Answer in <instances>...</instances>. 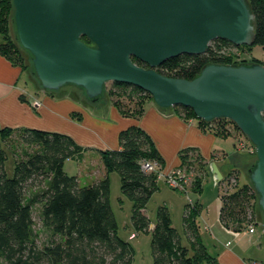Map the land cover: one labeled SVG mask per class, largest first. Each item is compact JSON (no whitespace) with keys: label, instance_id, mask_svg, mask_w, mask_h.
<instances>
[{"label":"trees","instance_id":"1","mask_svg":"<svg viewBox=\"0 0 264 264\" xmlns=\"http://www.w3.org/2000/svg\"><path fill=\"white\" fill-rule=\"evenodd\" d=\"M246 1L254 15L252 45L236 46L227 40L215 39L205 53L170 58L156 70L169 77L191 79L207 63L264 64L254 57L236 63L226 55L241 48L250 52L254 45L264 48V0ZM12 11L11 0H0V35L3 36L0 55L13 65L19 61L26 67L31 65L29 56L11 33ZM83 40L87 42L86 38ZM133 61L139 66L144 64L134 58ZM112 84L117 91L149 94L131 85ZM46 92L58 95L57 92ZM114 105L122 115L129 116L121 104L115 102ZM136 108L129 113L139 119L145 107L138 104ZM171 109L185 118H196L188 107L174 106ZM71 116L80 118L79 114L72 113ZM196 119L199 127H211L218 136L229 134L228 128L217 124L232 123L227 119L211 122ZM234 128L238 129L235 124ZM12 137L16 145H13ZM118 145L117 149L98 151L101 166L96 177L92 182L82 184L77 174H68L64 169L66 160L80 162L88 150L71 136L37 128L0 125V264H132L134 249L119 237L110 203L109 172L112 171L119 176L120 192L132 202V227L136 232L150 234L151 264H220L201 240L196 222L199 204L184 205L182 235L173 227L166 204L157 206L153 221L147 216L145 207L158 190V183L156 172L142 169V163L156 161L162 165L164 162L148 133L137 125L129 126L119 132ZM7 151L13 157L12 175L5 168ZM179 158L178 168L193 174L200 172L206 162L193 147L180 150ZM231 174L232 171L222 180L229 182L233 178ZM192 186L194 192H201L198 176L194 177ZM219 200V220L225 228L239 232L252 224L253 210L258 207V202L250 180L231 192L220 194ZM36 204L41 208V227L48 233L41 245L36 243L38 233L33 227V206ZM182 236L186 241L184 244Z\"/></svg>","mask_w":264,"mask_h":264},{"label":"water","instance_id":"2","mask_svg":"<svg viewBox=\"0 0 264 264\" xmlns=\"http://www.w3.org/2000/svg\"><path fill=\"white\" fill-rule=\"evenodd\" d=\"M11 2L14 37L44 91L72 86L96 102L106 83L126 84L149 93L161 110L184 106L205 122L235 124L255 147L247 173L264 215V64L207 63L191 79L156 70L170 58L205 53L215 39L252 45L254 15L246 0ZM209 170L214 183L222 180L214 161Z\"/></svg>","mask_w":264,"mask_h":264},{"label":"crops","instance_id":"3","mask_svg":"<svg viewBox=\"0 0 264 264\" xmlns=\"http://www.w3.org/2000/svg\"><path fill=\"white\" fill-rule=\"evenodd\" d=\"M21 75L18 66L0 55V125L68 134L78 145L89 148L84 152L80 162L73 160L80 165V170L78 169L76 173L82 179L91 178L92 182L101 166L98 151L117 149L119 132L132 125H137L148 133L163 161L171 160L165 170L166 173L180 165L179 151L182 149L197 148L206 161L214 155L213 151L224 147L217 141L212 131L205 133L201 130L196 118H185L171 108L161 110L153 101L145 107L141 118L134 119L122 116L117 108L110 105L93 108L71 96H53L46 91L40 93L29 84V81L22 83ZM73 112L81 113L83 119L85 117L84 121H75L71 116ZM91 154H96V157H91V162L95 163L94 167H91L93 165L86 160ZM216 165L223 176L225 169L217 163ZM190 204L194 203L190 202ZM219 209L220 204L214 221L210 224H207L206 219L201 215L200 208L196 218L201 240L207 251L220 264H251L252 262L264 264V254L263 257L260 254L261 251L264 252V245L260 242L264 237L263 229L261 232L255 229L251 234L247 229L233 232L220 222ZM153 220L154 218L151 221ZM202 224L205 232H208L207 236H203Z\"/></svg>","mask_w":264,"mask_h":264},{"label":"rangeland","instance_id":"4","mask_svg":"<svg viewBox=\"0 0 264 264\" xmlns=\"http://www.w3.org/2000/svg\"><path fill=\"white\" fill-rule=\"evenodd\" d=\"M5 12V16L7 15ZM11 33L14 37L13 26L11 23ZM3 41V36L0 35V42ZM241 52L248 55L250 58L254 57L257 60L264 62V48L259 45L252 46L251 53L245 48L239 49ZM236 54L237 52H232ZM251 55V56H250ZM28 56V55H27ZM16 66L21 69V82L29 81L30 85L39 91L44 93V90L40 88L37 81L33 78L31 72V65L28 64L26 67L22 65L21 62L17 61ZM142 67H147L145 64L141 65ZM112 82H108L105 85L104 93L99 97L96 102H91L85 98L82 91L78 88L67 86L63 87L57 91L58 96L67 95L71 96L75 100L83 102L87 106L93 108H101L102 106L110 105L115 107V102H118L124 107V110H127L126 114L132 117L133 114H130V110H136L137 105L141 104L143 107H147L148 103L152 101L151 95L149 94H136L131 90L117 91L115 87L112 86ZM117 108V107H115ZM145 112V110H144ZM143 112V114H144ZM73 114H79L80 118L73 117L77 122L84 121L83 115L79 112H73ZM142 114V115H143ZM136 119V118H134ZM219 126L223 125L228 128L229 134H220L217 137V141L220 144H223L224 147L218 151H213V156L209 160H206L204 166L201 167V171L193 174L191 171H185L189 180L187 182V187L184 190H177L170 187L162 179L158 180V190L151 196L149 199L145 211L147 216L152 220L155 216V210L159 204H166L171 213L172 225L175 227L182 235V215L184 205L187 203H198L200 205L201 215L206 219L207 224H210L214 221L216 215L217 207L220 204L219 195L224 192H231L232 190L239 187L243 182H249L247 171L252 166L256 159V152L254 145L236 128H234L233 123H217ZM104 128V127H103ZM201 130L205 133H209L214 130L211 128L200 127ZM105 129V128H104ZM110 133L113 135L112 131ZM116 137V130H115ZM13 145H16L17 142L14 137L11 138ZM4 144V147L8 149ZM89 150V148H87ZM95 153V152H93ZM168 154V151L167 153ZM169 156V155H168ZM96 157V154H91L86 158L87 163H91L94 167L95 163L91 162V159ZM209 161H215L217 164L222 166L225 170L223 172V177L225 178L228 173L232 171L231 176L235 178V182L229 179L227 181L220 180L217 183H214L211 173L208 170ZM171 160H165L162 165L156 166V170L161 174L166 173V169L169 167ZM13 157L10 151H7V159L5 162V168L7 172L12 175L13 171ZM199 168V166H197ZM80 165L73 160H67L65 162V170L68 174H77ZM176 169V168H174ZM80 170V169H79ZM173 170V169H172ZM84 171V170H83ZM85 176V175H83ZM195 176L199 177V181L202 184V190L200 193L194 192L192 186V181ZM110 179V203L115 214L117 224H118V235L125 241H128L134 249L133 261L132 264H151L152 255L150 248V234L143 232H136L130 223V213L132 202L125 197L120 192L119 176L116 172L112 171L109 174ZM228 179V178H227ZM82 184H88L91 182V178H80ZM40 205L36 204L33 206V220H34V230L38 233L36 243L41 245L45 242L46 235L48 234L45 229L41 227L40 223ZM264 215L257 207L256 210H253L252 224L255 226V229L259 232L264 231L263 227ZM204 225L202 224L201 229L204 232L203 236H207L208 232H205ZM183 244L186 242L184 236H182ZM264 245V237L260 241ZM262 257L264 252L261 251Z\"/></svg>","mask_w":264,"mask_h":264},{"label":"built area","instance_id":"5","mask_svg":"<svg viewBox=\"0 0 264 264\" xmlns=\"http://www.w3.org/2000/svg\"><path fill=\"white\" fill-rule=\"evenodd\" d=\"M232 52H237L236 54H233ZM228 57L231 58L233 62H243L248 61L250 57L246 55L245 53L241 52L239 49H234L233 51H230L226 54ZM156 166H158L156 161H144L142 163V169L146 171H155L157 175V180L162 179L166 184H168L170 187L175 188L177 190H184L187 187V182L189 180L188 176L184 172L182 168H176L171 170L168 173L161 174L156 170ZM231 181L235 182V178L233 177ZM229 183V182H228ZM248 233H254L255 232V226L253 224H250L247 228ZM251 264H258L257 262H252Z\"/></svg>","mask_w":264,"mask_h":264},{"label":"bare ground","instance_id":"6","mask_svg":"<svg viewBox=\"0 0 264 264\" xmlns=\"http://www.w3.org/2000/svg\"><path fill=\"white\" fill-rule=\"evenodd\" d=\"M222 174V173H221ZM223 177V176H222Z\"/></svg>","mask_w":264,"mask_h":264}]
</instances>
